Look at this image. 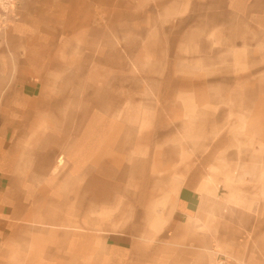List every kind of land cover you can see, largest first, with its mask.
<instances>
[{
  "label": "crops",
  "instance_id": "crops-1",
  "mask_svg": "<svg viewBox=\"0 0 264 264\" xmlns=\"http://www.w3.org/2000/svg\"><path fill=\"white\" fill-rule=\"evenodd\" d=\"M6 3L0 264H264V0Z\"/></svg>",
  "mask_w": 264,
  "mask_h": 264
},
{
  "label": "rangeland",
  "instance_id": "rangeland-1",
  "mask_svg": "<svg viewBox=\"0 0 264 264\" xmlns=\"http://www.w3.org/2000/svg\"><path fill=\"white\" fill-rule=\"evenodd\" d=\"M186 2H189V7L190 11L187 15L185 16H177L174 17L171 20L164 21V20H159L160 25H185V24H193L196 20L197 17H199L200 14H205L207 17V23L212 24L214 23L215 16H214V10L221 9L223 8V12L228 14L231 8L236 9L238 12L243 10L245 8V0H237L234 2L233 5H230L227 0H185ZM150 4L153 6L156 5H161L166 2V0H149ZM177 38V37H174ZM252 38L254 39V44L259 43L262 40V36L259 33H252ZM244 45L240 40L238 42V45ZM255 60L256 66H252L253 61ZM251 71H248V75L252 77L250 86L252 87H262L264 86V83H262L261 80H257L256 76L259 71L264 69V60L261 58V54L257 53V56H252L251 57Z\"/></svg>",
  "mask_w": 264,
  "mask_h": 264
},
{
  "label": "built area",
  "instance_id": "built-area-1",
  "mask_svg": "<svg viewBox=\"0 0 264 264\" xmlns=\"http://www.w3.org/2000/svg\"><path fill=\"white\" fill-rule=\"evenodd\" d=\"M7 0L2 1V5L0 6V9H3L7 5ZM216 264H229V261L225 257H221L217 260Z\"/></svg>",
  "mask_w": 264,
  "mask_h": 264
}]
</instances>
